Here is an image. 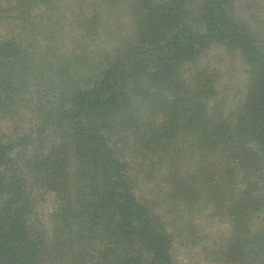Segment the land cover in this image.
Here are the masks:
<instances>
[{"label":"trees","instance_id":"trees-1","mask_svg":"<svg viewBox=\"0 0 264 264\" xmlns=\"http://www.w3.org/2000/svg\"><path fill=\"white\" fill-rule=\"evenodd\" d=\"M0 264H264V0H0Z\"/></svg>","mask_w":264,"mask_h":264},{"label":"rangeland","instance_id":"rangeland-1","mask_svg":"<svg viewBox=\"0 0 264 264\" xmlns=\"http://www.w3.org/2000/svg\"><path fill=\"white\" fill-rule=\"evenodd\" d=\"M213 59L215 60V58H213ZM43 205H44L43 208L40 209L42 214H44L47 210L50 209V205L47 204V202L44 203Z\"/></svg>","mask_w":264,"mask_h":264}]
</instances>
